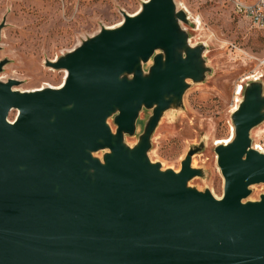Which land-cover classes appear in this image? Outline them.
Returning a JSON list of instances; mask_svg holds the SVG:
<instances>
[{
  "label": "water",
  "instance_id": "95a60500",
  "mask_svg": "<svg viewBox=\"0 0 264 264\" xmlns=\"http://www.w3.org/2000/svg\"><path fill=\"white\" fill-rule=\"evenodd\" d=\"M121 14L118 26L45 62L65 72L60 87L0 81V264H264V194L245 201L264 183V153L250 138L264 122L262 83L245 86L231 139L214 147L222 197L198 191L188 183L203 177L191 167L203 145L178 172L148 151L164 112L210 71L204 47L189 44L174 0ZM143 109L151 115L129 147Z\"/></svg>",
  "mask_w": 264,
  "mask_h": 264
},
{
  "label": "rangeland",
  "instance_id": "374dc122",
  "mask_svg": "<svg viewBox=\"0 0 264 264\" xmlns=\"http://www.w3.org/2000/svg\"><path fill=\"white\" fill-rule=\"evenodd\" d=\"M144 1L0 0V23L5 19L0 32V61L7 60L0 81L17 80L19 84L13 89L18 91L60 87L65 72L46 67L45 62L77 48L102 28L118 26L123 20L121 12L133 15ZM174 3L186 13L187 23L181 27L191 46L204 47L203 58L210 71L203 82H189L181 108L164 112L152 134L148 157L162 169L178 172L188 150L203 145L191 160V167L202 170L203 177L193 178L188 185L221 198L224 182L214 147L233 135L231 114L239 104L238 86L244 89L252 81L247 78L260 77L264 94V31L236 16L232 0ZM151 64L144 65V71ZM150 115L151 110L140 112L135 134L124 139L129 147L137 143ZM15 116L16 111H11L8 120L13 121ZM109 124L114 131L112 120ZM250 138L252 148L264 152V122L251 130ZM103 153L94 156L101 159ZM249 189L245 201H256L264 194V183Z\"/></svg>",
  "mask_w": 264,
  "mask_h": 264
},
{
  "label": "built area",
  "instance_id": "2783aa9c",
  "mask_svg": "<svg viewBox=\"0 0 264 264\" xmlns=\"http://www.w3.org/2000/svg\"><path fill=\"white\" fill-rule=\"evenodd\" d=\"M232 5L236 16L246 19L252 28L264 31V0H232Z\"/></svg>",
  "mask_w": 264,
  "mask_h": 264
},
{
  "label": "bare ground",
  "instance_id": "6f19581e",
  "mask_svg": "<svg viewBox=\"0 0 264 264\" xmlns=\"http://www.w3.org/2000/svg\"><path fill=\"white\" fill-rule=\"evenodd\" d=\"M247 79H250V80H253V79H255V80H257L258 79V77H250V78H247ZM242 90H243V87L241 86V85H239L238 86V89H237V92H236V95H237V103H239V101H240V99H239V97L241 96V94H242ZM237 107V106H236ZM227 142H229V140H226V141H221V142H216L217 144H219V143H227ZM215 143V144H216Z\"/></svg>",
  "mask_w": 264,
  "mask_h": 264
},
{
  "label": "crops",
  "instance_id": "0c3cea01",
  "mask_svg": "<svg viewBox=\"0 0 264 264\" xmlns=\"http://www.w3.org/2000/svg\"><path fill=\"white\" fill-rule=\"evenodd\" d=\"M254 1V0H253Z\"/></svg>",
  "mask_w": 264,
  "mask_h": 264
}]
</instances>
